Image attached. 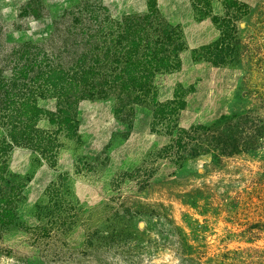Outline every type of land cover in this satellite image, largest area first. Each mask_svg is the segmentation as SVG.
Instances as JSON below:
<instances>
[{
    "label": "rangeland",
    "instance_id": "obj_1",
    "mask_svg": "<svg viewBox=\"0 0 264 264\" xmlns=\"http://www.w3.org/2000/svg\"><path fill=\"white\" fill-rule=\"evenodd\" d=\"M194 1L0 0V264H264V0Z\"/></svg>",
    "mask_w": 264,
    "mask_h": 264
},
{
    "label": "trees",
    "instance_id": "obj_2",
    "mask_svg": "<svg viewBox=\"0 0 264 264\" xmlns=\"http://www.w3.org/2000/svg\"><path fill=\"white\" fill-rule=\"evenodd\" d=\"M201 0H196V2L194 1V9L195 11H198L199 13V10L196 9L195 7V4L197 5V2H200ZM201 15L200 18L206 16V14H199ZM178 58H176L175 61H177ZM173 63V62H172ZM169 60L168 57H161V59L157 62V70H158V73L160 74V77L164 75V73L166 72H169V71H172V69H170L169 71L168 70V67L172 64ZM159 66V67H158ZM159 77V76H158ZM125 85H127L126 83H123L122 84V87L119 88V92L122 93V92H127L129 91L127 86L124 87ZM142 92V90H141ZM143 95V103H142V100H141V95L138 96V98L135 99L136 104H134L135 107H138L139 105H144L146 107H150L151 110H152V113H153V118H157V117H160V114H162V118L165 117V118H172V116L174 115V112L176 111V107L174 108V110L172 111V109L170 108V105L171 106H174V105H177V101H178V94H174L173 98L170 100V99H167L166 101L164 102H158L157 99L154 97L152 98L151 97V100H148V94L147 92H143L142 93ZM138 99V101H137ZM141 100V102H140ZM180 106L178 107L179 109L181 108V103L179 104ZM165 110V111H164ZM116 114H118V112L116 111Z\"/></svg>",
    "mask_w": 264,
    "mask_h": 264
},
{
    "label": "crops",
    "instance_id": "obj_3",
    "mask_svg": "<svg viewBox=\"0 0 264 264\" xmlns=\"http://www.w3.org/2000/svg\"><path fill=\"white\" fill-rule=\"evenodd\" d=\"M187 114V116L189 117L188 119H189V124L193 121V119L194 118H192L193 116H192V114H190V113H186ZM184 122V118L182 117L181 119H180V123H183ZM185 123H186V121H185ZM135 137V136H134ZM134 137H132L133 139H134ZM137 137V136H136ZM138 138V137H137ZM131 144H130V141H127V145H126V147H129ZM124 149H126V148H124ZM123 149V150H124ZM128 157V154L127 153H125L124 155H123V159L121 160V162H123L124 161V159H126Z\"/></svg>",
    "mask_w": 264,
    "mask_h": 264
}]
</instances>
